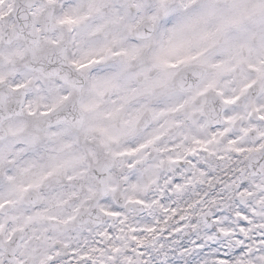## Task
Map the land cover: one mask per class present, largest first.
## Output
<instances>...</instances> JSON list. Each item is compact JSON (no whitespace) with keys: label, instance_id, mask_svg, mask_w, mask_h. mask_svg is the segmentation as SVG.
<instances>
[{"label":"clouds","instance_id":"obj_1","mask_svg":"<svg viewBox=\"0 0 264 264\" xmlns=\"http://www.w3.org/2000/svg\"><path fill=\"white\" fill-rule=\"evenodd\" d=\"M0 264H264V0H0Z\"/></svg>","mask_w":264,"mask_h":264}]
</instances>
